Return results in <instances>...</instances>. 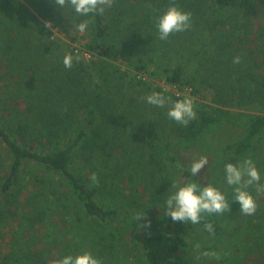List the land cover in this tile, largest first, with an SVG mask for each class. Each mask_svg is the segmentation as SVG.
Segmentation results:
<instances>
[{
	"label": "trees",
	"instance_id": "1",
	"mask_svg": "<svg viewBox=\"0 0 264 264\" xmlns=\"http://www.w3.org/2000/svg\"><path fill=\"white\" fill-rule=\"evenodd\" d=\"M14 3L0 1V264H53L85 251L99 259L107 245L95 225L110 227L113 237L118 214L97 200L111 171L94 186L92 164L105 163L114 150L124 157L142 120L162 133L157 147L147 146L172 161L185 182L220 190L240 222L224 166L259 154L255 165L264 169V0H115L94 17L54 0ZM172 3L191 13V28L161 41L155 21ZM85 19L92 22L79 33L75 25ZM44 21L57 32L46 30ZM66 54L74 58L71 69L63 65ZM120 60L139 72L126 94L113 82L123 76L110 63ZM149 76L161 78L163 89L192 94L208 86L215 103L256 113L236 114H247L243 130L219 139L229 111L201 109L187 126L178 124L167 109L141 103ZM202 156L208 164L193 176L190 166ZM51 213L60 214L54 223ZM211 217L216 246L233 231H218L222 216ZM187 248L176 231L147 233L141 241L146 264H192Z\"/></svg>",
	"mask_w": 264,
	"mask_h": 264
},
{
	"label": "rangeland",
	"instance_id": "2",
	"mask_svg": "<svg viewBox=\"0 0 264 264\" xmlns=\"http://www.w3.org/2000/svg\"><path fill=\"white\" fill-rule=\"evenodd\" d=\"M9 1L15 4L14 0ZM26 8L28 9V6ZM59 36L63 37V35ZM110 64L112 69L118 71L117 75L123 76L120 81L117 80V77L113 80L117 87L118 85L121 87L119 94L128 93L130 83L137 84L139 72H136L122 60ZM153 77H148L149 84L143 86L141 97H145L152 92H161L162 95L169 98L168 104L163 109L168 110L176 100L191 97L196 115L198 110L201 109L208 111L212 108H221L229 111L228 115L223 118V131L219 133V139H224L227 134L229 137L231 135L229 131L231 130L235 133H240L243 130V123L247 118H245L247 114L237 117L239 112L256 113V111H245L235 105L225 107L215 103L213 101L215 90L208 86L200 87L198 93L192 94L189 89L185 88L179 89L167 86L163 89L161 78ZM159 88L163 90L159 91ZM141 97L139 99L143 105L147 108L152 107ZM152 108L156 109L155 106ZM142 122L135 123L138 126L134 135L127 139L128 144L124 157L121 155L115 157L117 150H114L111 153L113 157L111 155L107 156L105 163L92 164L93 167H97L94 173L99 178L98 185H102L104 182V172L111 171L110 176L105 177L107 182H104L101 191L103 194L98 193L97 200L103 206L115 209L118 214V220L113 227L115 229L113 237L111 236L110 227L94 226L97 231L101 230L96 237L106 239V242H104L107 245L104 248L105 252L99 255L102 264H146L141 251L143 236L147 233L163 231H176L184 234L188 243L186 255L192 264H264V197L257 198L258 207L254 215L246 216L238 210L240 212V222L232 219V211L221 215L222 219H219L218 231L226 227L232 229L233 234L227 233L220 240H215L216 246L214 244L215 236L207 234L202 224L192 225L191 223L173 222L171 217L164 215L165 201L175 191L171 188L172 183L183 185L188 182H185V178L178 171H175L173 162L169 161L164 154L161 155L158 148L150 149L147 146V144L150 145L149 143L156 146L160 142L158 136L160 137L162 133H160V129L155 130V127L148 125L150 119L142 120ZM258 157L259 154L251 159L255 163ZM26 167H24L25 170H28ZM259 170L260 177L263 179L264 169L260 167ZM40 172L41 170L37 171V173ZM2 174L0 172V177ZM42 177L46 178L47 173L43 172ZM141 212H144V217L151 221L150 228H140L138 224L143 223V221H133L132 217ZM58 216L60 214L51 213L49 216L50 222L53 221L54 223ZM65 218L70 220L72 218L71 212ZM207 219L211 221V215L207 216ZM65 224V222L61 223L63 227H66ZM102 227H104L103 231ZM232 238H234V245L231 244ZM196 244L200 246L198 250L195 248ZM204 252L209 255L202 256L201 253Z\"/></svg>",
	"mask_w": 264,
	"mask_h": 264
},
{
	"label": "clouds",
	"instance_id": "3",
	"mask_svg": "<svg viewBox=\"0 0 264 264\" xmlns=\"http://www.w3.org/2000/svg\"><path fill=\"white\" fill-rule=\"evenodd\" d=\"M55 4L61 8H71L79 16L94 17L103 15L106 8H111L115 0H54ZM192 16L190 12L182 11L175 3L168 6L167 10L155 21L158 38L167 41L170 35L187 31L191 28ZM91 19H85L75 25L79 33H84L88 29ZM46 30L57 32L51 21H44ZM73 56L66 54L63 58V65L67 69L73 66ZM79 61V57L75 58ZM234 64L240 63V57L233 58ZM147 104L164 108L169 98L159 92L141 97ZM167 117L178 124L187 126L189 121L196 118L194 104L191 97H185L172 103L167 111ZM208 160L200 157L190 166L193 176L200 174ZM226 183L233 189V200L240 205L239 211L246 216L254 215L257 211V198L264 197V183H261L259 170L251 158L244 159L239 164L227 163L224 166ZM92 185L99 184L96 173L89 177ZM171 188L175 189L165 201L164 215L171 217L173 222L191 223L192 225L202 224L203 229L211 235H215L214 223L207 219L212 214L224 215L231 212V206L226 196L211 184L201 187L195 182H188L183 185L172 183ZM254 188L256 196L248 190ZM133 221H143L139 223L140 228H150L151 221L144 217V212L136 213L132 217ZM203 222V223H201ZM199 244L195 248L199 249ZM208 256L207 252L201 253ZM199 258V257H197ZM53 264H102L91 252L85 251L81 254L67 255L62 259L53 261Z\"/></svg>",
	"mask_w": 264,
	"mask_h": 264
}]
</instances>
